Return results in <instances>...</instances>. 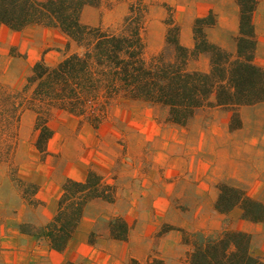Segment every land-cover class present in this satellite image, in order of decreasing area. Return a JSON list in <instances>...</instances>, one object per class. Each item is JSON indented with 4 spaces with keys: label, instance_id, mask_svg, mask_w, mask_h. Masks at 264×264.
<instances>
[{
    "label": "trees",
    "instance_id": "trees-1",
    "mask_svg": "<svg viewBox=\"0 0 264 264\" xmlns=\"http://www.w3.org/2000/svg\"><path fill=\"white\" fill-rule=\"evenodd\" d=\"M102 1L0 0V29L19 32L31 26L56 28L68 39L67 47L74 44L76 48L54 66L43 60L36 62L21 89L0 81V162L14 167L20 120L26 111L35 116L34 147L43 161L49 156L48 146L54 135L50 122L57 112L73 115L96 130L111 105L120 99L164 106L168 109L167 121L180 126H186L201 109L218 108L231 112L230 129L235 130L241 127L240 107L264 103V67L254 62L258 0H234L239 9L235 52L208 40L206 30L217 22L210 10L193 20L191 49L181 43L180 25L168 17L165 48L150 59L145 56L149 10L145 1L132 2L114 29L83 24L84 8L96 7ZM201 54L208 56L207 72L189 68V62ZM216 187L214 208L218 213L227 215L239 208L242 219L264 223L263 203L226 184ZM31 188L30 205L37 206V187ZM116 199V186L89 170L83 181L67 179L63 183L50 222L43 227L22 224L20 231L45 238L52 250L62 252L90 202L114 203ZM108 229L111 239L127 240L129 226L123 218L113 217ZM179 231L182 245L188 248L187 264H264V259L250 254V234L246 232L228 228L213 234ZM94 241V233H90L88 242Z\"/></svg>",
    "mask_w": 264,
    "mask_h": 264
},
{
    "label": "rangeland",
    "instance_id": "rangeland-1",
    "mask_svg": "<svg viewBox=\"0 0 264 264\" xmlns=\"http://www.w3.org/2000/svg\"><path fill=\"white\" fill-rule=\"evenodd\" d=\"M134 1L103 0L96 7L85 8L81 14V22L114 29L121 23L128 6ZM144 1L149 9L144 33L146 59L164 50L165 22L168 17H172L180 25L181 42L185 44L188 39H192L193 20L205 16L207 10L216 15V21L222 17L227 22L232 20L237 11L234 0ZM211 6L214 8H210ZM255 16L259 17L260 24L264 22V0H258ZM67 43L68 39L56 28L31 26L19 32L1 28L0 81L12 89H21L36 62L43 60L46 65L54 66L65 55L76 50L74 44L68 48ZM202 66L204 62L199 59L197 63L194 60L189 62L192 70ZM206 109L198 111V117L205 119ZM167 118L168 109L164 106L124 99L111 105L107 118L98 130L73 115L57 112L50 122L54 135L48 146L49 156L42 161L34 147L35 116L32 112H24L20 120L14 158L16 171L9 163L0 162V214L7 198L5 196H8L9 205L12 201L19 200L18 194L30 204L33 193L31 185L34 184L28 182L26 177L35 173L38 168L47 166L63 169L66 153H75L80 157H88L90 153L99 154V158L103 159L99 169L107 174V180L117 189L116 207L126 211L129 200L141 203L131 209L136 212L137 217L132 221L131 228L140 221H147L143 218V213L148 210L154 212V222L160 224L152 237L147 263L187 264L185 252L188 248L182 245L179 229L193 233L194 231L187 229L197 228L203 229L206 234H213L229 228V219H221L222 224L218 230H206L205 227L209 225L206 222L209 210L207 203L216 192L193 191L194 182L187 177L189 164L193 161L190 158L193 151L186 147L192 141L184 126L169 123ZM109 153H112L115 160L112 166L107 164ZM166 153L169 155L168 168L174 171V174L170 172L169 178L163 177V170L167 167L164 165ZM185 153L188 158L178 165L177 156L184 158ZM178 170L185 171L176 176ZM20 180L25 183L24 186L19 184ZM144 201H152L157 206L149 208L143 204ZM156 211L163 217L157 215ZM183 221L189 226L187 229L178 226ZM169 227L173 230L168 231ZM168 233H173L178 238L171 237L162 244L161 238ZM98 236L99 233L94 232V237ZM128 264L138 263L130 260Z\"/></svg>",
    "mask_w": 264,
    "mask_h": 264
},
{
    "label": "crops",
    "instance_id": "crops-1",
    "mask_svg": "<svg viewBox=\"0 0 264 264\" xmlns=\"http://www.w3.org/2000/svg\"><path fill=\"white\" fill-rule=\"evenodd\" d=\"M238 18V7L230 22L222 17L218 18L216 25L206 30L208 40L228 52H235ZM254 23L258 35L254 62L264 67V59H262L264 22L260 24L259 17L254 15ZM186 37H188L187 32ZM183 45L193 48V38L188 39ZM198 59L204 62V66L193 70L207 72L209 70L208 56L201 54ZM197 60L194 61L197 63ZM206 110L205 119L198 117L197 111L184 126L188 138L192 141V144L186 147L193 151L190 157L193 163L189 164L187 174V177L194 182L193 191L216 192L207 203L209 210L206 222L209 225L205 228L209 231L218 230L222 224L221 219H229L228 229L250 234V254L264 259V223L242 219V211L239 208L233 209L227 215L218 213L214 208L218 197L216 186L219 183L240 189L249 197L264 204V103L240 107L238 113L241 127L235 130L230 129V111L218 108ZM111 155L112 153H109L107 161L109 166H112L115 161ZM186 158H188L187 153L184 158L177 156L178 165ZM164 159L166 161L164 165L167 167L163 170V177L169 178L170 172L174 174V171L168 168V153L164 154ZM63 161V169L44 166L26 177L28 182L37 187L34 196L40 202L37 206L30 205L19 194L17 195L19 200L12 201L9 205L8 196H5L7 198L4 206L1 207L0 214V264H67L68 262L128 264L130 260L138 264H150L147 260L152 247L151 240L160 224L154 222V212L148 210L143 213V218L147 221H140L131 228L132 221L137 218L136 212L131 209L141 204L135 200L128 201L126 211L116 207L117 199L114 203L102 200L90 202L76 232L62 252L52 250L45 238H38L20 231L22 224L43 227L51 221L57 210L61 187L67 179L83 181L89 170H93L107 180V174L98 167L103 161L99 158V154L90 153L88 157H80L75 153H66ZM181 171L184 173L185 170H178L175 175L178 176ZM143 204L149 208L157 206L152 201H144ZM156 214L163 217L157 211ZM116 216L123 218L129 226L126 241H117L109 237L108 223ZM143 218L140 217L141 220ZM178 226L186 229L189 227L185 221L179 222ZM187 230L204 232L203 229L197 228ZM94 232H98L99 236L95 238L93 244H90L88 237ZM171 237L178 238L173 233H168L161 238V243H165Z\"/></svg>",
    "mask_w": 264,
    "mask_h": 264
}]
</instances>
